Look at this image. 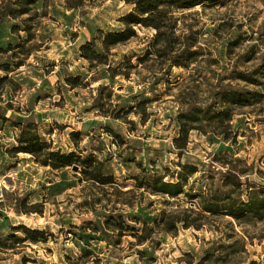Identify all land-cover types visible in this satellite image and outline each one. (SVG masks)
<instances>
[{"label":"rangeland","instance_id":"1","mask_svg":"<svg viewBox=\"0 0 264 264\" xmlns=\"http://www.w3.org/2000/svg\"><path fill=\"white\" fill-rule=\"evenodd\" d=\"M216 1L173 14L176 36H187L196 52L187 68H169L166 59L139 63L151 28L135 27L136 38L103 52L98 30L122 28L119 19L132 10L124 0H38L30 13L0 20V78L6 80L0 116L32 122L51 150L92 157L98 172L114 181L99 185L81 174L79 162L60 170L29 154L11 156L6 150L19 132L0 120V239L21 225L50 235L46 243L0 250V264L23 258L36 264H199L223 244L233 251L227 259L264 264V220L239 225L203 213L190 217L200 230L178 226L165 233L154 229V219L191 203L135 187L155 173L175 180L178 162L198 167L189 179L192 188L204 179L202 171L219 178L225 172L220 162L251 168V181L264 173V0ZM12 25L20 29L11 33ZM92 41L102 64L81 57L80 47ZM236 73L254 82L238 81ZM225 90L259 96L248 95L250 105L235 108L230 124L225 118L202 122L204 132L190 133L191 143L178 157L172 143L177 114L193 105L217 113V94ZM138 102H144L143 114ZM73 132L81 134L76 143ZM214 153L217 162L211 161Z\"/></svg>","mask_w":264,"mask_h":264},{"label":"trees","instance_id":"2","mask_svg":"<svg viewBox=\"0 0 264 264\" xmlns=\"http://www.w3.org/2000/svg\"><path fill=\"white\" fill-rule=\"evenodd\" d=\"M38 0H0V20L6 18L17 19L22 15L28 14L35 9ZM132 6V10L119 19L122 28L116 31L102 32L98 30V40L101 44L103 52L108 53L111 49L122 45L137 37L135 27L151 28L154 30V35L148 43L143 57L139 58V63L147 58L164 60L168 62V67L187 68L188 64L194 60L196 55L192 51V43L188 42L187 36L183 37L184 41H180V37L176 36V21L174 12H183L190 10L198 4L210 2L215 4L216 0H124ZM23 31L29 32L28 27H23ZM20 27L12 25L11 33H15ZM28 34V33H27ZM175 45H178L175 47ZM95 42H89L80 47L81 57L89 63L95 60L102 64L103 56L95 49ZM22 64L16 65L19 68ZM4 71L8 72L9 68L4 67ZM236 80L246 83H253L254 79L245 74L236 73ZM5 77L0 78V85L4 84ZM248 95L256 98L258 93H244L237 90H225L217 94V103L221 110L217 113L209 111L210 106H191L186 112L177 114V137L172 140L174 148L177 150L176 155L180 157L182 152L187 149L190 142V133L193 131L204 132L200 129L202 122H210L212 119L225 118L229 124L234 116L235 108L247 107L250 104ZM216 96V95H215ZM138 113H144V102H138L135 105ZM137 113V112H136ZM213 113L211 116H209ZM0 120L4 123L12 122L11 119L0 116ZM13 127L18 129L16 136V145L6 151L11 156H16L19 153L29 154L34 161L43 166H51L54 169H66L74 163L79 162L81 174L88 179L98 183L99 185L112 186L113 178L102 175L95 167L97 161L92 157L78 156L75 152L62 153L53 151L49 144L42 139L36 131V127L30 121L27 122H12ZM1 129V128H0ZM106 131L117 138L118 135L111 130ZM81 134L73 132L70 138L75 143ZM238 133L235 132L233 139L236 140ZM209 144H213L211 139H208ZM120 144H124L121 140ZM220 154V153H219ZM225 155V154H224ZM218 154H212L213 162H217ZM239 161L234 159V162ZM221 167L225 168V172L216 178L213 171L204 173L201 176L204 178L195 187L189 185V179L195 176L198 172V167L191 163H177L179 171L173 172V181H164L158 174H153L145 179L147 183L139 181L135 186L138 189L146 188V191L156 196H167L171 199L178 198L182 195L191 203L192 207H182L177 205L175 208L162 211L158 218L154 219V229L165 233H174L178 230V226L182 228L193 227L196 230L202 228L201 224L194 223L195 217H203L204 214L230 217L237 224H245L250 222H261L264 220V173L258 171V181H251L249 174L251 168L247 170H236L233 166L227 167V163L220 162ZM229 166V165H228ZM74 167V166H73ZM204 175V176H203ZM206 175V176H205ZM201 177V178H202ZM195 215L193 219H190ZM21 231L23 236L16 235V231ZM50 235L42 230L30 229L25 226H18L13 229V232L0 239V250L19 247L25 242L46 243ZM140 244L144 239L139 241ZM231 246L219 245L206 252L200 259L199 264L208 262L207 264H242L241 261H234L227 257L233 253L226 252V249ZM231 257V256H230ZM36 264L35 260L23 258L20 264ZM253 264V263H251Z\"/></svg>","mask_w":264,"mask_h":264},{"label":"water","instance_id":"3","mask_svg":"<svg viewBox=\"0 0 264 264\" xmlns=\"http://www.w3.org/2000/svg\"><path fill=\"white\" fill-rule=\"evenodd\" d=\"M74 168H76V167L74 166Z\"/></svg>","mask_w":264,"mask_h":264}]
</instances>
